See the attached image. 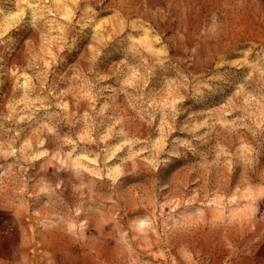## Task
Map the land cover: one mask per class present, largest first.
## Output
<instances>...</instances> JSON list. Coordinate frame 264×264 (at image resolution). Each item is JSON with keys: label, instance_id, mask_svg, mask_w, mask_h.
<instances>
[{"label": "rangeland", "instance_id": "obj_1", "mask_svg": "<svg viewBox=\"0 0 264 264\" xmlns=\"http://www.w3.org/2000/svg\"><path fill=\"white\" fill-rule=\"evenodd\" d=\"M0 264H264V0H0Z\"/></svg>", "mask_w": 264, "mask_h": 264}]
</instances>
